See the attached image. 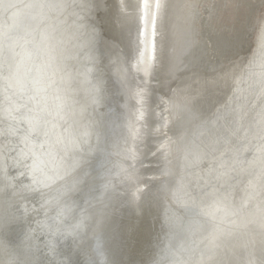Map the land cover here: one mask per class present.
I'll return each mask as SVG.
<instances>
[{"label": "bare ground", "instance_id": "6f19581e", "mask_svg": "<svg viewBox=\"0 0 264 264\" xmlns=\"http://www.w3.org/2000/svg\"><path fill=\"white\" fill-rule=\"evenodd\" d=\"M206 1L0 0V264H264V47Z\"/></svg>", "mask_w": 264, "mask_h": 264}, {"label": "rangeland", "instance_id": "374dc122", "mask_svg": "<svg viewBox=\"0 0 264 264\" xmlns=\"http://www.w3.org/2000/svg\"><path fill=\"white\" fill-rule=\"evenodd\" d=\"M208 1L209 0L204 2L203 5H207L209 3ZM210 1H212V0H210ZM238 1L239 0H225L223 3V6H228L230 4L235 5V3ZM250 3H251L250 0H247V3L244 7L245 10L247 11L246 20L244 22L245 32H244V30L241 31V29L239 27L237 28L236 26H232V28L230 29V31H231L230 35L227 32L225 33L223 30H214L215 28L213 27V24L211 22L209 23L208 19L205 18L207 16L211 20L212 18L210 15H213V14L212 13L210 15L206 14V12L209 13V11L208 10L205 11L204 7L200 6V12H202V10L204 9V15L202 17L204 19L203 24H202L203 32L205 30L204 36L201 37V40L203 39L206 42V44L208 45V47H210V45L208 43V39H214L216 37L217 39L224 41L222 46H224L225 52L227 51L228 45L231 43H235V45L234 44H231V45L234 46L233 49H236V46L240 45V42H241L242 38L244 37V35H246V32L248 34L247 45L243 51L238 52L234 57L229 58L227 61H223L220 58L219 51H212V52H209V55H208L209 61L219 60L222 67L229 70L236 64H239V63L245 62V61L249 62L254 57V55L264 47V44L259 40V39H261V36H262V27L259 24V22H260V20L261 21L264 20V0H259L256 8L253 7V5ZM253 3L255 6L256 2H253ZM152 4H154V0H152L151 5ZM239 16H240V13L238 12L236 17L239 18ZM233 17H234L233 13H230L228 11L221 13V15H220V18L222 20H224L225 22L227 21L226 23H230L229 21H231V19L234 20ZM212 22H214V21H212ZM248 24H250L251 26L249 27ZM234 27H235V29H234ZM206 28H208V29H206ZM206 31H208V32L206 33ZM220 33L224 34V35L220 36ZM0 200H1L0 206L2 207V209L5 208L8 211L9 206L7 205V203L6 204L4 203L1 196H0Z\"/></svg>", "mask_w": 264, "mask_h": 264}, {"label": "clouds", "instance_id": "9594fccd", "mask_svg": "<svg viewBox=\"0 0 264 264\" xmlns=\"http://www.w3.org/2000/svg\"><path fill=\"white\" fill-rule=\"evenodd\" d=\"M16 5H6L5 6V8L7 9V8H13V7H15Z\"/></svg>", "mask_w": 264, "mask_h": 264}]
</instances>
